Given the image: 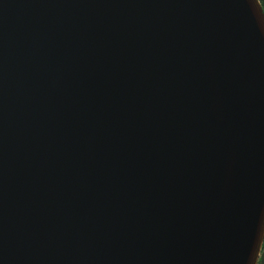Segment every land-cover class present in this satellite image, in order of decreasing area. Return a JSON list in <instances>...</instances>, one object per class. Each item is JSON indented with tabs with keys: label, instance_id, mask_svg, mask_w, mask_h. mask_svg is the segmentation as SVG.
<instances>
[{
	"label": "water",
	"instance_id": "obj_1",
	"mask_svg": "<svg viewBox=\"0 0 264 264\" xmlns=\"http://www.w3.org/2000/svg\"><path fill=\"white\" fill-rule=\"evenodd\" d=\"M258 0H0V264H257Z\"/></svg>",
	"mask_w": 264,
	"mask_h": 264
},
{
	"label": "trees",
	"instance_id": "obj_2",
	"mask_svg": "<svg viewBox=\"0 0 264 264\" xmlns=\"http://www.w3.org/2000/svg\"><path fill=\"white\" fill-rule=\"evenodd\" d=\"M258 2H259L260 6H261V8H262L263 13H264V5H262L261 0H258ZM257 264H264V241H263V245H262V249H261L260 257H259V259H258Z\"/></svg>",
	"mask_w": 264,
	"mask_h": 264
},
{
	"label": "snow or ice",
	"instance_id": "obj_3",
	"mask_svg": "<svg viewBox=\"0 0 264 264\" xmlns=\"http://www.w3.org/2000/svg\"><path fill=\"white\" fill-rule=\"evenodd\" d=\"M261 2H262V5H264V0H261Z\"/></svg>",
	"mask_w": 264,
	"mask_h": 264
}]
</instances>
